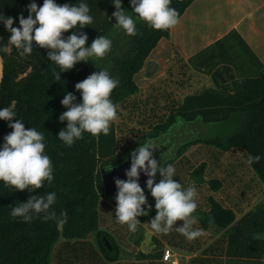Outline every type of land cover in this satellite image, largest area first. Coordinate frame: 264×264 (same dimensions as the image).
<instances>
[{
    "label": "trees",
    "instance_id": "16d2710c",
    "mask_svg": "<svg viewBox=\"0 0 264 264\" xmlns=\"http://www.w3.org/2000/svg\"><path fill=\"white\" fill-rule=\"evenodd\" d=\"M193 1L171 0L170 7L178 11L180 18ZM31 2L33 0H0V13L15 18L13 27H19V16L23 14L27 18V5ZM34 2L38 6L43 4V0ZM81 2L89 5L90 15L94 18L91 25L80 29L87 34L86 46H90L93 39L98 35L106 36L115 25L112 13L116 9L112 0H56L57 4ZM122 6L127 13L131 7L130 0H122ZM71 34L72 30H69L64 36ZM169 34L170 30H154L137 20V35H126L124 49L119 42L112 44L108 72L119 80V86L111 94L115 104H123L139 92L136 73L143 68L160 39ZM9 36L3 22H0V48L7 43ZM9 47L7 54L0 51V108L13 107L17 119H22L26 128L34 127L44 134L45 153L52 160L54 180L51 185L45 182L43 188L32 193L13 191L0 182V264H52L54 248L60 238L81 240L92 234L101 239L108 238L113 250L104 245L102 253L108 261L118 260V243L100 226L101 199H115L105 195L103 171L126 160L129 153L145 141H160L162 137L169 136L166 139L169 142L174 129L191 123L205 125L208 132L205 135L192 132L191 137L182 139L175 155L162 165L173 164L200 143L221 150L239 147L247 157L250 154L261 157L258 163L250 165L264 184V63L236 28L191 55L188 62L196 71L206 74L221 64H228L236 71L237 78L218 88L207 87L185 95L181 101H173L158 122L139 139L122 148L119 147L115 123L110 126L108 135L84 133L83 139L71 147L56 136L66 127V122L59 121L60 114L67 110L60 102L67 92H72L77 97L76 102H81L75 84L92 74L89 62L78 63L72 70L62 72L61 80L56 81L52 70L55 68L59 72L60 69L47 58V49L34 46L30 55L21 57L14 46ZM11 131L8 122L0 120V146L4 143L3 137ZM165 148L167 150V146ZM205 168L204 163L200 164L190 172V176L198 185L206 182L213 189H219L221 182L216 178H206ZM157 176L161 178L159 173ZM48 192L56 193L57 200L52 210L57 217L62 211L66 212V223L45 222L43 214L30 223L10 215L11 206L26 202L32 195ZM144 192L151 210L147 216L138 217L142 223L156 215L154 198L148 189ZM145 208L147 210V206ZM195 215L202 228L224 231V264H264V200L237 217L234 209L209 196L208 207H198ZM153 239L158 246L149 251L139 250L136 259L162 258V242L156 236ZM189 264L203 263L192 260Z\"/></svg>",
    "mask_w": 264,
    "mask_h": 264
},
{
    "label": "clouds",
    "instance_id": "9594fccd",
    "mask_svg": "<svg viewBox=\"0 0 264 264\" xmlns=\"http://www.w3.org/2000/svg\"><path fill=\"white\" fill-rule=\"evenodd\" d=\"M112 2L116 9L112 13L115 26L129 36L137 35V19L154 30H170L180 22L178 11L170 7L171 0H130L136 18L126 13L122 0ZM27 10V18L23 14L19 16V27H13L15 18L0 13V22L10 33L0 51L7 54L9 46H14L18 54L24 57L32 53L34 46L47 49V58L60 69L59 72L55 68L52 70L56 81L61 80L62 72L72 70L78 63L93 58L102 59L112 50V40L102 35L86 46L88 36L80 29L91 25L94 20L87 3L71 5L43 0L42 6H38L33 0L27 5ZM69 30H72V34L65 37L64 33ZM118 86L119 80L106 69L93 72L76 83L75 89L80 93L81 102H76L77 97L72 92L64 95L60 103L67 110L60 114L59 121L66 122V127L58 132V139L71 147L77 140L83 139L84 133L108 135L110 126L119 119V105L111 99L113 90ZM0 120L8 122V127L12 129L3 137L4 143L0 146V182L5 188L27 190L29 193L43 188L45 182L51 185L54 169L51 158L45 153L44 134L34 127L26 128L23 120L17 119L13 107L0 108ZM156 149L155 142L150 139L140 144L131 152V166L125 173L127 179L115 178V218L119 224L127 225L135 233L141 223L138 217L149 214L151 205L139 184L143 172L148 177L147 189L155 200L156 215L149 222L151 228L161 234L175 230L188 240H195L204 234L202 229L194 228L199 219L195 215L198 208L197 189L194 185L185 188L174 179V165L169 163L164 166L158 162L153 155ZM260 159V156L250 154L246 163H258ZM107 170L111 171L112 166ZM157 173L161 177L159 182L155 181ZM56 200L55 192L32 195L26 202L11 206L10 215L30 223L43 214L45 222L54 220L64 224L67 213L62 211L57 217L52 210ZM178 221L182 222L180 226H176Z\"/></svg>",
    "mask_w": 264,
    "mask_h": 264
},
{
    "label": "rangeland",
    "instance_id": "374dc122",
    "mask_svg": "<svg viewBox=\"0 0 264 264\" xmlns=\"http://www.w3.org/2000/svg\"><path fill=\"white\" fill-rule=\"evenodd\" d=\"M127 14L133 15V17L136 18V14L132 12L131 7L128 9ZM126 35L127 34H125L122 29L114 25L106 36L110 38L113 43L119 42L121 48L124 49L126 47ZM88 62L92 73L100 69H106L108 71L110 66L109 53L102 59L93 58ZM179 70L183 72V75L180 76L178 81L170 80L169 75L168 79L160 80L156 82L155 85L145 82L149 74L143 73L135 75L136 80L141 85L139 92L129 98L127 102L119 105V119L114 122L118 133L120 148L129 145L133 140L139 139L145 131H148L158 122L168 111L174 97L176 100L180 101L190 92H197L207 86L214 87L215 85L212 79V82L207 84L208 82L206 80L208 74L206 73L196 71L195 69L186 73L184 67L179 68ZM192 132L193 134L198 133L205 135L208 132V128L201 123H191L185 127L174 129L172 134H170L171 140L169 142L166 140L169 136L162 137L160 141L153 140L158 148H163L164 151H166L162 159V164L166 159L175 155L180 141L191 137L193 135ZM175 134L180 135L175 138ZM165 146H167V150ZM247 159V155L239 147L221 150L210 144H196L173 163L176 169L174 179L180 182L185 188L191 185L196 187L198 192L196 198L198 207L206 209L208 207L209 196H213L226 207L235 209L236 214H239L240 211L248 210L264 200V184L252 166L246 163ZM202 163L206 165V178H216L221 182L219 189H213L210 184L206 182L198 185L190 176V172ZM115 207L116 205L105 206L103 210L102 227L113 236L116 242H118L120 238L124 239V236L127 235L128 226L121 225L117 222L115 218ZM151 219L143 223L140 221L141 223L138 225V230L135 233L130 231L131 234L129 233V236H126V240L121 243V247H119V259L125 261L136 259V254L134 255L133 251L137 248L133 245L137 238L139 239V248L141 250L149 251L153 247L158 246L153 239L156 233H152L155 231L150 226L149 222ZM181 223L182 222L178 221L176 226H180ZM144 224H146L145 227ZM194 228H200L204 232L201 237L195 240H188L175 230L168 234L157 233V238L159 240L164 239L167 243V246L161 244L162 249L171 248L170 246L172 243L174 245H180L179 247L185 249L187 248L186 246H188V250L182 251L176 248V253L174 252L181 261V264H186L191 257L188 259L186 256L181 255V253L187 252L186 255L189 256L198 253L201 248L210 243L213 237L218 236V238H221L222 236L221 232H218L215 228H202L199 221L194 225ZM140 234L141 238H139ZM90 236L91 237L86 241L59 243L55 254H53L54 264H98L96 255L100 252L102 256H104L102 250L105 241H108L112 250L113 246L106 237L101 239L96 237L95 234ZM220 240L221 239H219V241ZM219 243V246H222V240ZM216 250L218 256L217 264H224L225 259H220V256H223L222 247Z\"/></svg>",
    "mask_w": 264,
    "mask_h": 264
},
{
    "label": "crops",
    "instance_id": "0c3cea01",
    "mask_svg": "<svg viewBox=\"0 0 264 264\" xmlns=\"http://www.w3.org/2000/svg\"><path fill=\"white\" fill-rule=\"evenodd\" d=\"M179 20V24L170 29L169 36L160 39L156 47L147 57L143 68L136 73L138 75L143 73L149 74V77L145 82L150 84L153 83L155 85V83L160 80L168 79L169 75L170 80L178 81L180 76L183 75V72H181L179 68L184 67L186 73L190 72L192 69L194 70L188 62V58L191 55L222 37L233 28H236L242 34L264 63V0H194L180 16ZM1 76L2 57L0 55V79ZM236 78L237 73L232 66L221 64L216 67L212 73L208 74L206 81L208 82L207 84H210L213 81L215 84L214 87L218 88L223 83L230 82ZM136 82L140 88V83H138L137 80ZM173 99L172 102L179 101L176 100L175 97ZM105 203L107 205H116V200L102 198L100 201L99 212L100 226L102 229L103 210L105 206H107ZM245 211L247 210L240 211V213L237 214V217H240ZM145 226L146 224H144V227ZM217 231L221 232V238H218V236L213 237L211 240L212 242L210 241V243L201 248L198 253L190 256L186 255L187 252L181 253V255L186 256L188 259L191 257L186 264H189L192 260H199L203 264H217L218 256L216 254V249L219 247H222L223 250V256H220V259L224 258L226 237L223 230ZM129 233L130 230L128 228L127 235L124 236V239L120 238L118 241L119 243L117 242L118 245L120 244L119 247H121V243L126 240V236H129ZM155 236H158L157 233ZM89 237L81 240H66L60 238L56 243L53 254H55L56 248L61 242H81L86 241ZM139 238H141V234ZM219 239L222 240V246H219V242L221 241H219ZM161 241L162 244H167L164 239H161ZM139 244V239L137 238L133 245L137 248H134V255L141 250ZM179 246L180 245H174L172 243L170 247L175 253L176 248L181 249L182 251L188 250V246H186V249ZM98 253L99 254L96 255L98 264H170L164 262L162 258L154 260L129 259L128 261H125L118 259L116 261H108L100 252ZM54 262L55 261H52V264H54ZM179 264H181V261Z\"/></svg>",
    "mask_w": 264,
    "mask_h": 264
},
{
    "label": "water",
    "instance_id": "95a60500",
    "mask_svg": "<svg viewBox=\"0 0 264 264\" xmlns=\"http://www.w3.org/2000/svg\"><path fill=\"white\" fill-rule=\"evenodd\" d=\"M164 151L163 148L159 149L157 147L156 150H154V158L157 159L158 162L162 163V159L160 158V154ZM132 152V151H131ZM131 152L129 153V156L126 160H124L121 163H118L112 167V170L109 171H103L102 173V181H103V187L105 191V195L109 198H115L117 194V188L115 185V178L126 180V170L130 169L131 166ZM148 177L141 172L139 184L142 187L143 190L147 189L146 181ZM160 178L156 175L155 181L159 182ZM105 246H107L109 249H111V245L108 243V241H105Z\"/></svg>",
    "mask_w": 264,
    "mask_h": 264
},
{
    "label": "built area",
    "instance_id": "2783aa9c",
    "mask_svg": "<svg viewBox=\"0 0 264 264\" xmlns=\"http://www.w3.org/2000/svg\"><path fill=\"white\" fill-rule=\"evenodd\" d=\"M162 260L170 264H179L180 260L171 248H165L162 254Z\"/></svg>",
    "mask_w": 264,
    "mask_h": 264
},
{
    "label": "flooded vegetation",
    "instance_id": "af4514ba",
    "mask_svg": "<svg viewBox=\"0 0 264 264\" xmlns=\"http://www.w3.org/2000/svg\"><path fill=\"white\" fill-rule=\"evenodd\" d=\"M159 149H161V148H159ZM164 154H165V151H163V152L160 154V158H161V159H163Z\"/></svg>",
    "mask_w": 264,
    "mask_h": 264
}]
</instances>
